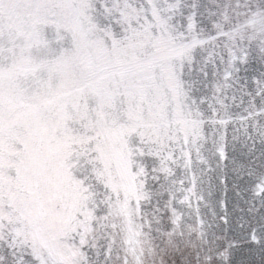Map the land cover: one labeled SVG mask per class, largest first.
<instances>
[{"label":"snow or ice","instance_id":"6c2138e0","mask_svg":"<svg viewBox=\"0 0 264 264\" xmlns=\"http://www.w3.org/2000/svg\"><path fill=\"white\" fill-rule=\"evenodd\" d=\"M0 264H264V0H0Z\"/></svg>","mask_w":264,"mask_h":264}]
</instances>
